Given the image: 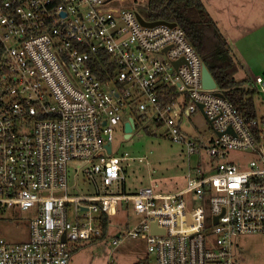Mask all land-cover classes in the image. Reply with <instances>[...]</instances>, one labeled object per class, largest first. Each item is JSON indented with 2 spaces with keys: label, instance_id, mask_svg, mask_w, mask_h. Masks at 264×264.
Here are the masks:
<instances>
[{
  "label": "built area",
  "instance_id": "1",
  "mask_svg": "<svg viewBox=\"0 0 264 264\" xmlns=\"http://www.w3.org/2000/svg\"><path fill=\"white\" fill-rule=\"evenodd\" d=\"M149 1L0 0V218L31 213L26 240L0 237V264H72L123 201L141 218L113 244L146 238L156 256L146 264H236L234 238L264 233V115L244 116L218 85L205 88L182 26L138 18ZM254 81L264 92V78ZM133 110L197 155L185 187L125 190L126 168L147 159L113 144ZM198 110L216 133L209 140L182 127ZM232 150L254 157L235 161ZM74 160L88 164L97 193L68 192Z\"/></svg>",
  "mask_w": 264,
  "mask_h": 264
},
{
  "label": "rangeland",
  "instance_id": "2",
  "mask_svg": "<svg viewBox=\"0 0 264 264\" xmlns=\"http://www.w3.org/2000/svg\"><path fill=\"white\" fill-rule=\"evenodd\" d=\"M210 7L216 20L219 21L222 32L237 39L234 50L243 62V67L236 73L237 79L258 75L264 78V16L263 23L254 19L263 0H204ZM264 11L261 12V15ZM234 49V48H233ZM246 58V59H245ZM255 102L259 116L264 115L263 87L257 84ZM136 119L139 122L138 117ZM140 123V122H139ZM144 125L151 128L148 132L143 126L135 127L131 136L126 137L124 124L114 131L115 147L122 153L128 150L132 155L146 156L143 162L136 161L126 168L125 190L133 192L145 185H158L161 190L175 191L186 186L190 165H197L198 157L192 154L188 158L185 145L173 141L164 134L165 127L158 126L149 114ZM182 127L193 137L209 140L216 133L201 110L191 117H185ZM230 157L235 160L249 161L254 157L250 151H230ZM202 161L207 157L202 154ZM84 161H72L69 164L68 192L70 194L97 193V183L86 173ZM74 210V207L71 210ZM73 219V212H69ZM30 211H9L0 218V237L8 241L19 242L29 237ZM140 216L133 210L132 202L122 204L117 213L111 216L110 228L103 239L93 240L83 245L73 256L72 264H104L108 258L119 264H135L147 257L154 263L156 256L149 252L148 241L142 236L125 235L114 246L113 238L119 231H129ZM234 257L236 264H264V233L240 234L234 238Z\"/></svg>",
  "mask_w": 264,
  "mask_h": 264
},
{
  "label": "trees",
  "instance_id": "3",
  "mask_svg": "<svg viewBox=\"0 0 264 264\" xmlns=\"http://www.w3.org/2000/svg\"><path fill=\"white\" fill-rule=\"evenodd\" d=\"M142 15L150 21H172L182 26L213 74L219 89L233 102L242 115L257 116L255 81L249 76L237 79L236 73L243 67V62L235 55L204 0H150L148 6L142 11ZM131 115L139 119L137 111L133 110ZM136 122V127L143 126L148 132L152 131L142 121L139 123L136 119ZM155 123L163 126L162 122L155 121ZM110 221L111 216L104 211L103 235L98 239H103L107 235ZM135 264H146V261L144 259Z\"/></svg>",
  "mask_w": 264,
  "mask_h": 264
},
{
  "label": "water",
  "instance_id": "4",
  "mask_svg": "<svg viewBox=\"0 0 264 264\" xmlns=\"http://www.w3.org/2000/svg\"><path fill=\"white\" fill-rule=\"evenodd\" d=\"M138 18L141 20V22H143L144 24L147 25H155V24H159V23H166L169 25H176V22H169V21H165V20H154V21H147L145 20L140 14H138ZM202 82H203V86L205 88H215L217 87V82L213 76V74L211 73V71L209 70L208 66L206 64H204L203 69H202ZM216 94L218 95H223L224 93L221 91H215ZM201 107H203V105L201 104ZM135 128V119L133 116H130L128 118V120L125 121V131H126V137L131 136L133 129ZM106 147L108 148V151H111V143H108L106 145ZM215 221L218 220V216H215ZM156 224H153V231H156ZM65 239V236H64Z\"/></svg>",
  "mask_w": 264,
  "mask_h": 264
},
{
  "label": "crops",
  "instance_id": "5",
  "mask_svg": "<svg viewBox=\"0 0 264 264\" xmlns=\"http://www.w3.org/2000/svg\"><path fill=\"white\" fill-rule=\"evenodd\" d=\"M262 1V0H261ZM205 2V1H204ZM206 6L208 7V9L210 10V7L207 5V3L205 2ZM262 6H264V0L261 4ZM259 12L258 15H255L254 19H256L257 21H259L260 23H263V19L261 17L264 16V14L261 15V12L264 11V9H262V7L258 8ZM211 12V10H210ZM211 14L213 15V13L211 12ZM218 24H219V21L217 20ZM220 26V24H219ZM222 30V29H221ZM226 36V35H225ZM226 38L228 39L233 51L236 50L237 48V39L234 37L231 36V34H229L228 36H226ZM237 51H238V48H237ZM235 55L237 56L236 52L234 51ZM238 57V56H237ZM246 59V58H245Z\"/></svg>",
  "mask_w": 264,
  "mask_h": 264
}]
</instances>
